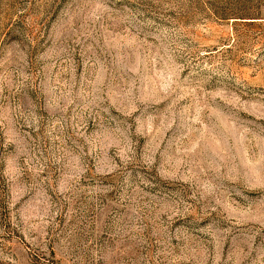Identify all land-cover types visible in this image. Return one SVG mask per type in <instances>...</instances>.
Listing matches in <instances>:
<instances>
[{
    "label": "rangeland",
    "instance_id": "374dc122",
    "mask_svg": "<svg viewBox=\"0 0 264 264\" xmlns=\"http://www.w3.org/2000/svg\"><path fill=\"white\" fill-rule=\"evenodd\" d=\"M0 264H264V0H0Z\"/></svg>",
    "mask_w": 264,
    "mask_h": 264
}]
</instances>
